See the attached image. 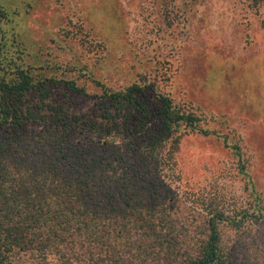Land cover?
<instances>
[{"label": "trees", "instance_id": "16d2710c", "mask_svg": "<svg viewBox=\"0 0 264 264\" xmlns=\"http://www.w3.org/2000/svg\"><path fill=\"white\" fill-rule=\"evenodd\" d=\"M9 22L0 0V264H260L251 238L227 246L223 226L245 228L261 209L217 208L197 221L163 174L181 146L174 134L183 121L195 125L196 113L138 82L75 110L57 81L26 63ZM62 88L93 96L74 80ZM145 133L149 156L131 146Z\"/></svg>", "mask_w": 264, "mask_h": 264}, {"label": "rangeland", "instance_id": "374dc122", "mask_svg": "<svg viewBox=\"0 0 264 264\" xmlns=\"http://www.w3.org/2000/svg\"><path fill=\"white\" fill-rule=\"evenodd\" d=\"M2 1L26 63L57 81V96L75 110L85 112L105 89L138 82L198 115L174 134H183L181 146L163 174L182 213L193 210L197 221L217 208L261 209L245 228L225 225L223 234L227 246L251 238L264 264V0ZM70 80L93 96L63 95ZM135 140L137 151H149L147 133ZM170 145L161 146L162 157Z\"/></svg>", "mask_w": 264, "mask_h": 264}]
</instances>
